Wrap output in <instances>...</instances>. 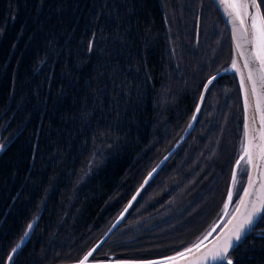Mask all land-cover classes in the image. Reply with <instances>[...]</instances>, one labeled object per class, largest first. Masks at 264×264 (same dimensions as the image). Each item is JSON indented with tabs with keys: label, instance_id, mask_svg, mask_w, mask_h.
<instances>
[{
	"label": "trees",
	"instance_id": "obj_1",
	"mask_svg": "<svg viewBox=\"0 0 264 264\" xmlns=\"http://www.w3.org/2000/svg\"><path fill=\"white\" fill-rule=\"evenodd\" d=\"M230 60L212 0H0V264L29 223L13 264L81 257ZM241 133L237 78L223 74L94 258H151L191 243L220 213ZM231 258L264 264V214Z\"/></svg>",
	"mask_w": 264,
	"mask_h": 264
},
{
	"label": "snow or ice",
	"instance_id": "obj_2",
	"mask_svg": "<svg viewBox=\"0 0 264 264\" xmlns=\"http://www.w3.org/2000/svg\"><path fill=\"white\" fill-rule=\"evenodd\" d=\"M222 6H226L227 15L231 17L230 23L234 25L233 40L238 41L236 44L237 48L241 49L240 55L244 59V68L248 69V80L252 82V92L256 93L257 84L261 88H264V11H262V5H264V0H219ZM91 48V45L89 46ZM232 68L239 71L237 68L235 59L232 62ZM228 69H225L227 71ZM212 79H215L213 77ZM212 80L208 81L211 84ZM208 84L204 87L207 88ZM244 79L241 76V87L243 88ZM203 99V95L201 96ZM257 110H259V99L257 100ZM197 111H199V105H197ZM195 119V116H193ZM260 123L262 128H264V114L260 117ZM247 127V125H246ZM262 139H264V133H262ZM4 145L0 144V150H2ZM259 159L264 161V145H258ZM247 164H253V154L251 151L245 147L243 149V155H241L237 161L236 165L240 166L241 161H245ZM254 167H259V165H253ZM153 169L152 172H155ZM150 172L149 178L152 176ZM242 175L247 176V187H240V180H238L237 172L234 169L230 187L227 193V202L233 200V186L236 187V192L242 195L238 198L237 202L246 208L245 214L242 218L237 219L232 217L228 224L231 227L224 231L222 235H218L213 246L206 251L200 253L196 257V264H234L231 258V252L235 250L236 244L239 243L244 234L252 227L258 216L264 214V171L260 172V177L262 182L257 188L252 176L248 173L247 169H241ZM147 183V180H145ZM249 188L256 189L255 192H250ZM254 199L245 203L244 197H252ZM136 197L133 196V200ZM131 204V201L129 202ZM127 211V209H125ZM239 211V209H237ZM235 221V222H233ZM33 224L29 223L23 237L29 235V231L32 229ZM215 231V229H212ZM210 231L207 235H211ZM23 237L21 238L23 240ZM207 236L205 237V239ZM203 241L199 244H194L193 247L199 251ZM20 245L17 244L8 255L4 264H11L14 254L19 249ZM96 249L88 251L79 261L78 264H89L90 258H92L90 264H104L103 261L94 258V253ZM185 252H192V248H186L183 252H177L176 256L173 257H163L161 260H140V261H125L121 264H163L164 260L175 261L176 257L185 258Z\"/></svg>",
	"mask_w": 264,
	"mask_h": 264
},
{
	"label": "water",
	"instance_id": "obj_3",
	"mask_svg": "<svg viewBox=\"0 0 264 264\" xmlns=\"http://www.w3.org/2000/svg\"><path fill=\"white\" fill-rule=\"evenodd\" d=\"M217 7L225 25L227 26V29L229 31L230 35V43H231V60L228 65L227 71L225 69H222L213 75H211L206 83L208 84L209 80H212V82L220 77L223 74H235L238 82V88H239V94H240V99H241V105H242V133H241V139L239 143V148H238V155L234 161L231 176L233 173V170L235 169L237 172V176H239V173L241 169L246 168L248 173L251 174L252 179L258 188L260 183L262 182V179L260 177V172L264 171V161H261L259 159V152H258V145H264V139H262V133H264V128H262L261 123H260V117L262 114H264V88H261L259 86V83L257 84V90L256 93L252 92V82L248 80V69L244 68V59L240 55L241 49L236 47V44L238 41L233 40V32H234V25L230 23L231 17L227 15V9L226 6H222L219 3V0H212ZM235 59L237 68H239V71L236 69L232 68V62ZM241 76H243L244 79V85L243 88L241 87ZM215 77V79H212ZM204 85V86H205ZM210 84H208L209 86ZM208 88V87H207ZM203 87V91L201 96L205 95L206 89ZM200 99L198 101L199 105V111H197V107L192 115V118L188 124L187 130L181 135V137L178 139V141L170 148V150L160 159V161L149 171L152 172L153 169H156L155 172H152V176L149 178V173L146 175L144 180L142 181L141 185L137 188L135 193L132 195L128 203L124 206V208L121 210V212L117 215L115 220L112 222V224L109 226V228L104 232V234L79 258L71 261H65L61 263H56V264H78V261L90 250L93 248L96 249V251L102 246V244L107 240V238L112 234V232L120 225L132 205L135 203L137 198L139 197L140 193L142 190L146 187V185L149 183V181L154 177V175L160 170V168L166 163V161L175 153V151L179 148V146L187 139L191 131L193 130L196 119L199 115L201 105L203 102V99ZM259 99V110H257V100ZM193 116H195V119H193ZM247 125V127H246ZM247 147L251 153L253 154V164H247L246 163V158L245 161H241V165L237 166L236 161L237 159L243 155V149ZM253 165H259V167H254ZM145 180H147V183H145ZM231 182V178H230ZM230 187V183L228 186V190ZM243 187H247V176L245 178ZM242 187V188H243ZM250 192H255L256 189L254 188H249ZM228 193V191H227ZM233 200L231 202H227V206L225 207L226 204V199H227V194L224 199V202L222 204L220 213L217 217H215L212 222L205 228V230L197 236L191 243L186 245L183 248H180L174 252H171L169 254H165L162 256H157V257H151V258H120L117 257L114 254H109L106 257L103 258H95L97 260L103 261L104 264H121V262L125 261H140V260H161L163 257H173L176 256L177 252H183L186 248H192V252H185V258H180L176 257L175 261L171 260H164L163 264H196V257L200 255V253L206 251L207 249L211 248L213 244L215 243V240L218 235H222L224 231H227L231 225L228 224V221L232 217H236L237 219L242 218V216L246 212V208L239 204L237 202L238 198L242 195V191L239 193L237 199L234 201V196L236 193V187L233 186ZM133 196L136 197L135 200H133ZM255 196L252 197H244L245 203H248L250 200L254 199ZM131 201V204L129 202ZM127 209V211H125ZM239 209V211H237ZM263 215V214H262ZM261 216H258L255 220V223L252 225V227L244 234L243 239L236 244V247L245 239V237L251 232V230L255 227V225L258 223V221L261 219ZM235 222V221H233ZM212 229H215V231H212ZM212 232L211 235H207L209 232ZM207 238L205 239V237ZM26 238L21 240L19 242V249H17V252L14 254L13 260L11 264H13L15 258L17 257L18 253L20 250L23 248V246L26 243ZM201 241H203V244L201 245V248L199 251H197L193 245L194 244H199ZM235 247V248H236ZM232 253V252H231ZM94 255V254H93ZM92 258H90L89 264L91 262Z\"/></svg>",
	"mask_w": 264,
	"mask_h": 264
},
{
	"label": "rangeland",
	"instance_id": "obj_4",
	"mask_svg": "<svg viewBox=\"0 0 264 264\" xmlns=\"http://www.w3.org/2000/svg\"><path fill=\"white\" fill-rule=\"evenodd\" d=\"M91 172V168H86L84 171V174L81 177V180L84 179L89 173Z\"/></svg>",
	"mask_w": 264,
	"mask_h": 264
},
{
	"label": "flooded vegetation",
	"instance_id": "obj_5",
	"mask_svg": "<svg viewBox=\"0 0 264 264\" xmlns=\"http://www.w3.org/2000/svg\"><path fill=\"white\" fill-rule=\"evenodd\" d=\"M196 109V108H195ZM200 113V112H199ZM195 127V126H194ZM194 129V128H193Z\"/></svg>",
	"mask_w": 264,
	"mask_h": 264
}]
</instances>
